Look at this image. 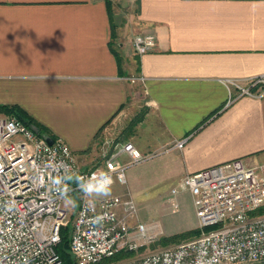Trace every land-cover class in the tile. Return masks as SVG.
Masks as SVG:
<instances>
[{
  "label": "crops",
  "instance_id": "0c3cea01",
  "mask_svg": "<svg viewBox=\"0 0 264 264\" xmlns=\"http://www.w3.org/2000/svg\"><path fill=\"white\" fill-rule=\"evenodd\" d=\"M140 33L156 36L142 54ZM262 74L264 0H0V104L63 138L85 169H104L105 130L172 184L238 158L263 172L264 94L230 102L225 82Z\"/></svg>",
  "mask_w": 264,
  "mask_h": 264
},
{
  "label": "built area",
  "instance_id": "2783aa9c",
  "mask_svg": "<svg viewBox=\"0 0 264 264\" xmlns=\"http://www.w3.org/2000/svg\"><path fill=\"white\" fill-rule=\"evenodd\" d=\"M132 44L142 54L156 46V36L136 34ZM225 82L230 102L243 95L264 94V74L247 82L233 78ZM258 84L263 85L259 92L253 90ZM232 87L239 92L234 94ZM183 145L184 139L175 143ZM123 152L129 154V161L120 159ZM147 158L132 142H114L112 150L103 152L104 169H85L63 138L50 144L16 116L0 115V264H100L121 251L138 252L155 241L158 236L145 222L131 223L137 211L132 195L85 197L73 180L60 185L68 189L65 197L53 184L66 174L88 177L105 172L113 177L112 187L127 185L128 167ZM182 190L193 197L201 232L147 252L139 260L116 264L264 262V175L260 168L238 158L186 174L171 188L170 200L176 207L175 195ZM71 195L79 201L71 230L75 263H64L56 247L69 213L65 200Z\"/></svg>",
  "mask_w": 264,
  "mask_h": 264
},
{
  "label": "rangeland",
  "instance_id": "374dc122",
  "mask_svg": "<svg viewBox=\"0 0 264 264\" xmlns=\"http://www.w3.org/2000/svg\"><path fill=\"white\" fill-rule=\"evenodd\" d=\"M127 10L128 9H126L125 11ZM0 115L12 116L11 114H4V113H0ZM98 137H99L98 141L100 142L101 150L103 149L110 151L111 149H113V143L118 140L115 134L113 135V137H111L105 133V130L101 132L100 136ZM106 138H108L109 141L113 143L111 144L109 142H104ZM151 161L152 160L150 161L142 160L138 163L131 164L128 167V171H127L128 173L127 184L128 185L130 184V186L132 185L131 186L133 188L132 194L134 195L132 196L137 202L136 215L134 218L131 219V223L136 224L138 222H145L149 227V231L156 234L158 237L155 239V241L142 247L138 252H134L132 255L115 257L111 260H106L101 264H116L120 261H124L128 259L139 260L147 252L173 246L185 239L197 236L196 233H191L184 237H178L172 239V235H170L171 233L181 231L182 229L189 226L194 220L198 221L193 197L191 196V194H188L186 191L182 190L177 195H175V200L177 201V207L174 206L171 203L170 197H171V188L176 183L172 184L171 182L172 180L169 178L170 176L168 175L167 176L163 174L152 175V174L144 173L143 171L152 163ZM262 174L264 175V171L262 172ZM128 185H121L116 183L115 187L123 186V188H125V186ZM127 194L131 195V193H127ZM68 201H71V203H69ZM65 205L69 208V213L64 226L69 227V234H70L79 205L78 197L75 195H71L68 199L65 200ZM169 237L171 240L166 239ZM163 238H165L166 240H163ZM254 264H264V262H256Z\"/></svg>",
  "mask_w": 264,
  "mask_h": 264
},
{
  "label": "trees",
  "instance_id": "16d2710c",
  "mask_svg": "<svg viewBox=\"0 0 264 264\" xmlns=\"http://www.w3.org/2000/svg\"><path fill=\"white\" fill-rule=\"evenodd\" d=\"M0 113L11 114L13 116H16L20 121H22L28 127L32 128L40 136L44 137L45 135H50V136L54 137L47 130V128L41 126L23 108H21L19 106L0 104ZM200 232H201V230L199 228H197V229L185 231V232H182L179 234H174V235H172V239H175L178 237H184V236L189 235L191 233L199 234ZM166 239L171 240L170 237L166 238ZM166 239L163 238V240H166ZM56 250L59 253V255H60V257L64 263H75V260H74V257H73L72 251H71V233L69 234V227L68 226H63L61 228V241L57 245ZM133 253L134 252L121 251V252L117 253L116 255H114L113 257L105 259L104 261L111 260L115 257H123L124 255H132Z\"/></svg>",
  "mask_w": 264,
  "mask_h": 264
},
{
  "label": "clouds",
  "instance_id": "9594fccd",
  "mask_svg": "<svg viewBox=\"0 0 264 264\" xmlns=\"http://www.w3.org/2000/svg\"><path fill=\"white\" fill-rule=\"evenodd\" d=\"M50 167H56V165H49ZM63 167V165H59ZM123 183V176L119 177ZM75 181L78 185L79 190L84 194L85 197H107L111 195L112 185L114 183L113 177L105 172H93L90 176L84 177L79 174H66L58 180H54L53 184L56 185L57 191L62 192L63 195L67 194V187L60 188L62 181ZM71 203V201H68Z\"/></svg>",
  "mask_w": 264,
  "mask_h": 264
},
{
  "label": "water",
  "instance_id": "95a60500",
  "mask_svg": "<svg viewBox=\"0 0 264 264\" xmlns=\"http://www.w3.org/2000/svg\"><path fill=\"white\" fill-rule=\"evenodd\" d=\"M44 138L48 141V143L52 144L55 141V138L50 135H45Z\"/></svg>",
  "mask_w": 264,
  "mask_h": 264
}]
</instances>
